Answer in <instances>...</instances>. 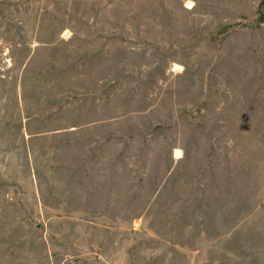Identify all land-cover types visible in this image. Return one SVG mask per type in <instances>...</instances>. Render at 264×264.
<instances>
[{
	"label": "rangeland",
	"instance_id": "1",
	"mask_svg": "<svg viewBox=\"0 0 264 264\" xmlns=\"http://www.w3.org/2000/svg\"><path fill=\"white\" fill-rule=\"evenodd\" d=\"M0 264H264V0H0Z\"/></svg>",
	"mask_w": 264,
	"mask_h": 264
}]
</instances>
